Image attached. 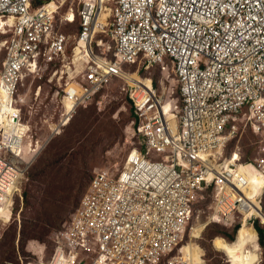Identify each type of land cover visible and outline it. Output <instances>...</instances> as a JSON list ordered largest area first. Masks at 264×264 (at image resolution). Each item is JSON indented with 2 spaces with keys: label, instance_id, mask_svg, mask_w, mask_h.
<instances>
[{
  "label": "built area",
  "instance_id": "obj_1",
  "mask_svg": "<svg viewBox=\"0 0 264 264\" xmlns=\"http://www.w3.org/2000/svg\"><path fill=\"white\" fill-rule=\"evenodd\" d=\"M55 2L0 0V236L24 205L23 184L44 149L23 117L18 92L27 78L52 69L65 83L47 142L81 107L123 82L142 146L123 166L95 172L49 257L31 244L21 264H196L186 245L208 194V225L238 215L260 243L264 186L254 197L260 210L246 191L252 171L264 181V0H84L78 36L57 31ZM102 14L112 24L98 29ZM70 15L76 20L72 9L67 25L76 23ZM169 62L182 107L170 100L166 78L148 75L157 67L166 72ZM252 124L261 137L258 157L245 161L239 147L227 156L229 143Z\"/></svg>",
  "mask_w": 264,
  "mask_h": 264
},
{
  "label": "rangeland",
  "instance_id": "obj_2",
  "mask_svg": "<svg viewBox=\"0 0 264 264\" xmlns=\"http://www.w3.org/2000/svg\"><path fill=\"white\" fill-rule=\"evenodd\" d=\"M51 1L54 0H48L49 3ZM57 1H60V10L56 15L57 31L78 36L84 0ZM112 7L111 3L107 6L108 9ZM72 9L76 12V23L67 25L64 21ZM109 22L112 24L111 20ZM102 39L115 48L114 41L108 35L97 34L96 41ZM128 69L136 73L140 66H130ZM162 70L154 68L148 75L157 82L166 78L170 100L182 107L174 64L169 62L168 70ZM142 75H146L144 71ZM64 84L61 85L58 77H54L52 69H45L27 78L19 88L18 94L23 100V117L31 124L35 139L40 140L38 145L44 149L31 165L23 184L24 205L21 206L19 202L12 221L1 227L0 264H21L19 256L29 254L31 244L44 247L49 257L57 233L71 221L95 172L102 168L123 166L129 153L142 146L133 127L137 110L122 90L121 81L81 107L63 132L47 142L52 135L51 127L54 128L57 123L61 110L63 92L58 97L57 90L62 91ZM260 139L252 124L229 143L225 154L230 156L239 147L245 161L255 160ZM212 201V195L208 194L197 206L202 211V229L205 228L197 241L204 251L206 264H231L227 262L228 256L216 248L213 242L218 237L228 242L235 241L238 235L235 229L240 219L237 215L230 222L208 225L207 216ZM191 235L189 241H192ZM260 245V264H264V244Z\"/></svg>",
  "mask_w": 264,
  "mask_h": 264
},
{
  "label": "bare ground",
  "instance_id": "obj_3",
  "mask_svg": "<svg viewBox=\"0 0 264 264\" xmlns=\"http://www.w3.org/2000/svg\"><path fill=\"white\" fill-rule=\"evenodd\" d=\"M104 3V0H101ZM57 3H53L52 6H55ZM101 5V2H100ZM105 16V18L109 17L110 15H105L102 14L99 16L97 20V27L98 29H101V26H103V20L102 16ZM70 18L73 19V17L70 15ZM99 32V30H97ZM135 79L141 80L139 78L134 77ZM167 108H169V105H167ZM136 150V149H135ZM133 150V151H135ZM246 170H252L251 166L246 167ZM252 176H251V184L252 186L250 187L249 190L246 191V196L253 200L260 210L262 208V205L259 202V199H254L255 196L260 195V191L264 186V181L258 176V173L255 171H252ZM210 221V219H209ZM206 225V224H205ZM202 225L201 223L197 225L196 230L194 231V238H193V243L197 239L201 238V233H202ZM258 234L256 230L251 227L247 222L244 223L242 227L238 230V235L233 242H228L224 238L218 237L215 239L216 241V248L220 250L222 248L225 250V254L228 256V258L231 260V264H260L261 261V245L258 242ZM192 241L189 242L188 244H192ZM228 243V244H226ZM187 244V245H188ZM197 244L199 245L198 241ZM249 244V245H248ZM186 245V255L187 257H191L192 260L196 264H205V254L203 249L200 247H197V250L195 248L187 247ZM193 246V245H191ZM191 250V254H190ZM199 251V252H198Z\"/></svg>",
  "mask_w": 264,
  "mask_h": 264
},
{
  "label": "crops",
  "instance_id": "obj_4",
  "mask_svg": "<svg viewBox=\"0 0 264 264\" xmlns=\"http://www.w3.org/2000/svg\"><path fill=\"white\" fill-rule=\"evenodd\" d=\"M108 19H109V17L105 18L104 15L102 16L103 26H108ZM135 77H136V78H139V79L142 80V78H141V76H140L139 74H137ZM204 229H205V228H204ZM204 229L202 230V232L204 231ZM194 237H195V236H193V238H194ZM213 244H214V246L216 247V241H215V240H214ZM226 244H228V243H226ZM191 245H193V246H191ZM187 247L195 248V250H197V247H199V245L197 244V239L194 241V243H193V241H192V244H188ZM220 250L223 251V252L225 253V250H223L222 248H220ZM198 252H199V251H198ZM190 254H191V250H190Z\"/></svg>",
  "mask_w": 264,
  "mask_h": 264
},
{
  "label": "trees",
  "instance_id": "obj_5",
  "mask_svg": "<svg viewBox=\"0 0 264 264\" xmlns=\"http://www.w3.org/2000/svg\"><path fill=\"white\" fill-rule=\"evenodd\" d=\"M73 20H74V19H72V21H73ZM74 21H76V20H74ZM133 115H134V113H133ZM240 227H241V224H238V226H237L236 229H235V232H236V233H237V230L240 229ZM258 231H259V233H260V244H264V230L259 229ZM232 240H234V237L232 238Z\"/></svg>",
  "mask_w": 264,
  "mask_h": 264
},
{
  "label": "clouds",
  "instance_id": "obj_6",
  "mask_svg": "<svg viewBox=\"0 0 264 264\" xmlns=\"http://www.w3.org/2000/svg\"><path fill=\"white\" fill-rule=\"evenodd\" d=\"M242 227V226H241Z\"/></svg>",
  "mask_w": 264,
  "mask_h": 264
}]
</instances>
